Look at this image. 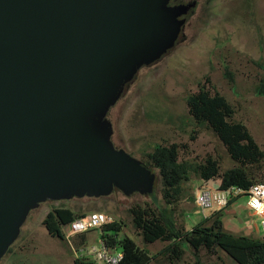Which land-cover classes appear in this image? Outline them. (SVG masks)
<instances>
[{
  "label": "water",
  "instance_id": "95a60500",
  "mask_svg": "<svg viewBox=\"0 0 264 264\" xmlns=\"http://www.w3.org/2000/svg\"><path fill=\"white\" fill-rule=\"evenodd\" d=\"M168 0H0V260L45 200L144 193L153 172L105 118L175 45Z\"/></svg>",
  "mask_w": 264,
  "mask_h": 264
},
{
  "label": "rangeland",
  "instance_id": "374dc122",
  "mask_svg": "<svg viewBox=\"0 0 264 264\" xmlns=\"http://www.w3.org/2000/svg\"><path fill=\"white\" fill-rule=\"evenodd\" d=\"M226 67L232 73L229 80ZM264 78V0H199L175 45L162 57L144 64L126 82L105 118L112 125L111 139L117 148L139 158L155 143H185L184 157L202 159L217 156L221 169L233 165L222 143L209 130L194 127L189 121L186 95L201 84L212 85L235 107V119L241 120L264 150V94L255 92ZM195 138H191L192 136ZM147 191L129 195L114 189L109 195L89 201L88 197L45 200L32 209L20 234L0 264H74V258L87 257L97 264L95 249L102 246L97 228L75 233L64 240L48 234L42 220L53 207L67 206L101 211L123 222L122 233L142 245L135 234L127 211L132 204L160 205V179L157 170ZM218 180L208 183L217 185ZM205 182L192 178L184 184L186 196L174 216L190 228L210 211L196 207L193 197ZM191 195V197L189 196ZM245 196L224 210V228L235 234L259 237L264 233L253 227L257 218L248 214ZM67 233V229L65 231ZM156 253L163 242L146 245ZM186 256V262L191 261ZM204 264H237L224 253L203 255Z\"/></svg>",
  "mask_w": 264,
  "mask_h": 264
},
{
  "label": "trees",
  "instance_id": "16d2710c",
  "mask_svg": "<svg viewBox=\"0 0 264 264\" xmlns=\"http://www.w3.org/2000/svg\"><path fill=\"white\" fill-rule=\"evenodd\" d=\"M226 73L232 81L233 75L227 67ZM255 92L264 94V78L256 85ZM185 101L189 121L194 127L211 131L224 146L233 165L221 169L219 158L210 154L199 160L184 157L181 152L187 150L185 143H155L138 159L146 168L157 170L161 204H132L127 209L142 245L122 233L121 220L108 221L98 227L102 244L121 252L117 264H204V254L218 256L220 252L237 264H264V235L235 234L224 228V210L232 202L210 211L189 229L174 216L178 204L186 196L184 184L192 178L204 182L218 180L220 189L232 186L248 189L256 182H264V150L247 126L235 119V107L225 96L214 86L201 84L195 92L186 95ZM90 212L93 211L89 207L57 206L46 213L42 223L50 236L64 240L68 225ZM155 241L163 242V246L150 254L146 245ZM189 254L192 260L185 263ZM74 264L97 263L84 256L74 258Z\"/></svg>",
  "mask_w": 264,
  "mask_h": 264
},
{
  "label": "built area",
  "instance_id": "2783aa9c",
  "mask_svg": "<svg viewBox=\"0 0 264 264\" xmlns=\"http://www.w3.org/2000/svg\"><path fill=\"white\" fill-rule=\"evenodd\" d=\"M208 182H205L202 188L197 189L193 197L196 207L202 214L205 211L222 209L240 196H245V209L257 218L258 227L264 233V182H256L248 189H242L237 186L220 189L218 184L214 186ZM112 220L104 212L93 211L73 220L68 225L66 235L70 236L75 233L88 231ZM95 253L101 264H117L122 256L121 252L106 248L103 244L100 248L95 249Z\"/></svg>",
  "mask_w": 264,
  "mask_h": 264
},
{
  "label": "flooded vegetation",
  "instance_id": "af4514ba",
  "mask_svg": "<svg viewBox=\"0 0 264 264\" xmlns=\"http://www.w3.org/2000/svg\"><path fill=\"white\" fill-rule=\"evenodd\" d=\"M212 1V0H208ZM167 5L172 7L173 12L176 14V19L182 20L180 30L177 34L176 42L182 33V29L186 24L189 17L194 13L199 5V0H168ZM173 47V46H172Z\"/></svg>",
  "mask_w": 264,
  "mask_h": 264
},
{
  "label": "crops",
  "instance_id": "0c3cea01",
  "mask_svg": "<svg viewBox=\"0 0 264 264\" xmlns=\"http://www.w3.org/2000/svg\"><path fill=\"white\" fill-rule=\"evenodd\" d=\"M244 208H245V207H244ZM247 212H248V211H247ZM248 214L251 215L249 212H248ZM251 216H252V215H251ZM253 227L258 228V224H257V225L254 224Z\"/></svg>",
  "mask_w": 264,
  "mask_h": 264
}]
</instances>
